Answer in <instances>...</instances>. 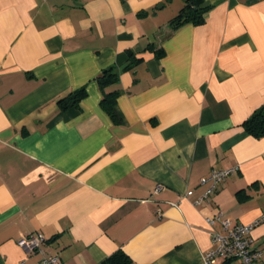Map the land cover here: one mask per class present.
I'll return each instance as SVG.
<instances>
[{
    "label": "crops",
    "instance_id": "1",
    "mask_svg": "<svg viewBox=\"0 0 264 264\" xmlns=\"http://www.w3.org/2000/svg\"><path fill=\"white\" fill-rule=\"evenodd\" d=\"M184 1L0 0V264L37 262L17 244L30 231L58 264L118 249L128 264H203L206 215L264 214V135L242 125L264 102V0H203L202 22L172 28ZM110 65L119 123L96 81ZM234 164L195 204L200 178ZM250 237L264 264V217Z\"/></svg>",
    "mask_w": 264,
    "mask_h": 264
},
{
    "label": "built area",
    "instance_id": "2",
    "mask_svg": "<svg viewBox=\"0 0 264 264\" xmlns=\"http://www.w3.org/2000/svg\"><path fill=\"white\" fill-rule=\"evenodd\" d=\"M238 169L234 164L225 168L211 169L206 175L200 178V184L204 185L203 191L195 198L194 203L203 202L212 194L217 184L225 177ZM159 186L155 187L157 191ZM192 191H187L190 194ZM170 204L176 205L175 202ZM264 217V214L251 222H234L229 217L224 216L218 209L213 214L206 215L204 220L210 227V247L202 255L203 264H225L227 261L237 259L239 264H260L258 261L262 255V249L253 245L250 237V230ZM215 223H219L220 230L213 228ZM45 240L40 231H30L22 233L17 244L27 252L37 251L39 259L35 264H58L59 256L57 254H48L42 248Z\"/></svg>",
    "mask_w": 264,
    "mask_h": 264
},
{
    "label": "trees",
    "instance_id": "3",
    "mask_svg": "<svg viewBox=\"0 0 264 264\" xmlns=\"http://www.w3.org/2000/svg\"><path fill=\"white\" fill-rule=\"evenodd\" d=\"M202 2L203 0H185L178 12L170 19L172 28L185 22H192L194 24L202 22V11L204 7ZM162 51V49L157 50V54L161 55ZM129 55L131 58L130 65L138 60V58H134L131 52ZM119 72L120 69L117 66L110 65L103 68L96 76L97 84L102 92L100 106L110 116L114 123H119L121 121L115 109L116 97L119 91L118 89L106 90V88L118 81ZM85 94L86 89L84 86L77 87L60 96L57 99V105L61 110H65L72 106H78ZM242 125L244 129L254 137L258 138L264 135V102L243 120ZM129 262L130 257L123 250L118 249L97 264H128Z\"/></svg>",
    "mask_w": 264,
    "mask_h": 264
}]
</instances>
